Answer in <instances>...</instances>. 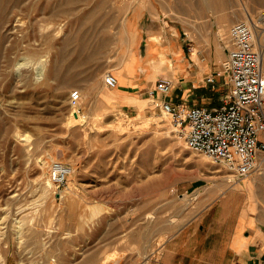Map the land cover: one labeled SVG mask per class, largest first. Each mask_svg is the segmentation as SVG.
Returning <instances> with one entry per match:
<instances>
[{"label": "rangeland", "instance_id": "374dc122", "mask_svg": "<svg viewBox=\"0 0 264 264\" xmlns=\"http://www.w3.org/2000/svg\"><path fill=\"white\" fill-rule=\"evenodd\" d=\"M206 1L0 3V264H159L163 240L204 206V191L237 181L189 148L169 114L158 122L161 99L149 93L161 75L176 81L170 62L147 59L153 19L163 26L154 31L155 57L161 48L172 56L174 46L191 59L196 49L216 61L213 69L226 56L231 25L264 11V0ZM170 28L178 30L176 42ZM122 68L148 86L127 102L118 93L109 102L103 91L117 85L106 73ZM200 83L185 99L222 102L225 85L203 90ZM75 88L78 102L70 97ZM57 161L73 168L63 197L47 184Z\"/></svg>", "mask_w": 264, "mask_h": 264}, {"label": "built area", "instance_id": "2783aa9c", "mask_svg": "<svg viewBox=\"0 0 264 264\" xmlns=\"http://www.w3.org/2000/svg\"><path fill=\"white\" fill-rule=\"evenodd\" d=\"M263 30L264 11L231 25L226 56L215 70L225 79L221 103L189 104L167 98L174 87L169 75L159 76L149 89L152 96L160 97V106L187 146L222 165L235 179L258 171L259 160L264 159V58L258 39ZM105 77L112 85L118 82L112 72ZM207 79L214 80L211 75ZM70 97L78 100L81 90H71ZM72 169L68 163L52 164L56 190L67 186Z\"/></svg>", "mask_w": 264, "mask_h": 264}, {"label": "crops", "instance_id": "0c3cea01", "mask_svg": "<svg viewBox=\"0 0 264 264\" xmlns=\"http://www.w3.org/2000/svg\"><path fill=\"white\" fill-rule=\"evenodd\" d=\"M214 61H206V57L199 61L182 57L181 74L174 82L177 89L173 87L167 98L195 104L184 97L189 89L195 91L202 81L206 85L201 87L203 90L214 89L217 84L223 85L224 77L215 74L217 68H211L216 63ZM193 64L196 70H191ZM129 75L126 71L122 72L125 80L122 85L128 87L137 82L139 87L135 90L121 88L118 95L124 98V102L128 99L127 94L139 95L149 83L139 74ZM210 75L213 81H208ZM118 82L120 84V79ZM256 172L237 179L231 187L222 191L213 187L205 190L201 197L206 203L185 217L163 240L157 263L264 264V190L257 188ZM233 180L236 179L229 178V181Z\"/></svg>", "mask_w": 264, "mask_h": 264}, {"label": "bare ground", "instance_id": "6f19581e", "mask_svg": "<svg viewBox=\"0 0 264 264\" xmlns=\"http://www.w3.org/2000/svg\"><path fill=\"white\" fill-rule=\"evenodd\" d=\"M4 1L5 0H0V3H4ZM201 1V0H200ZM206 1V0H205ZM212 1H214V0H208V1H206L207 2V5H210L211 3H212ZM220 1V0H219ZM184 2V1H183ZM198 2V1H197ZM226 2V1H225ZM202 3V2H201ZM193 4H195V3H193ZM199 5V4H198ZM247 12L248 11V9H245L244 10V12ZM236 14V13H235ZM236 16H237V14H236ZM249 17V16H248ZM160 19H162V18H160ZM160 19L157 17V18H155V19H153L152 20V22L150 23V25H149V37H148V51L151 53L150 55H149V57L147 58L148 59V61L150 60L151 61V63H154V64H157V62L159 63V64H166L167 62H170V74H172V76L174 77V79L176 80V81H178V78H179V72H180V67H179V65H180V61H181V59H182V57L183 56H180V53H179V51H177L176 50V48L173 46L172 47V52H173V54H172V56H175V58L174 57H172V56H169V54H167L166 53V51H164V49H160L159 51H160V53H159V56L158 57H155V56H157L156 54H155V51L158 49V42L160 41V37L154 32V31H156V30H159L160 28H162L163 26H162V23L160 22ZM164 21V20H163ZM141 27V26H140ZM145 28V27H144ZM171 30H172V35H171V37L169 38V40L171 41V40H174L175 42H176V39L177 38H179L178 36H179V33H178V30L176 29V28H170ZM170 35V34H169ZM188 38L191 40L192 39V36L190 35V34H188ZM258 39H259V41H260V46H264V30L262 31V32H259L258 33ZM262 46V48H263V58H264V47ZM216 50H217V53H218V55L220 56L221 55V53H220V49H219V47L218 46H216ZM169 53V52H168ZM190 56H191V58H193V59H196V60H200V57H199V55H198V52H197V50L196 49H194V50H191V52H190ZM216 57V56H215ZM175 59H178V61H179V64L175 61ZM142 59H139V57H137V58H135L134 59V61L136 62V61H138V62H142L143 63V60L141 61ZM145 62V61H144ZM215 62V61H214ZM196 63H198V62H196ZM264 63V62H263ZM199 65V64H198ZM143 68L145 67V65H143L142 66ZM197 67V66H196ZM201 67V66H200ZM142 68V69H143ZM204 69V68H203ZM41 71H43V70H41ZM123 71H126L127 72V74H130V71L127 69V68H122V69H120L118 72H116V74H115V76L118 78V80L120 79V84H119V82L118 83H116L115 85H117V87H116V89H114V90H109V91H103V93H104V95H105V97L107 98V101H109V102H113V100H111L113 97H114V95L115 94H117V93H119V90L121 89V88H127V89H133V87L131 86V85H129L128 87H125V86H123L122 85V82L123 81H125V80H123V77H122V72ZM143 71V70H142ZM107 74V73H106ZM146 74H147V72H146ZM153 75H154V73H153V71H151L149 74H148V76L151 78V77H153ZM130 76V75H129ZM144 76H145V74H144ZM127 84H128V82H126ZM134 90V89H133ZM133 94V93H132ZM131 97H133L132 95H130ZM81 98V97H80ZM79 98V99H80ZM79 99L78 100H72V101H74V102H78L79 101ZM110 99V100H109ZM161 103V102H160ZM159 103V104H160ZM75 105L76 104H74L73 105V109H72V113H73V115L74 116H78V110H77V107H75ZM107 107V106H106ZM152 108V107H151ZM164 112H163V114L162 115H160V116H158V118H156L157 119V121L158 122H161V123H165V122H167V120L169 119L167 116V112L165 111V110H163ZM158 115V114H157ZM170 117V116H169ZM170 121V120H169ZM264 166V159H260L259 160V166H260V168H259V170L261 169V166ZM51 173V172H50ZM262 177H263V179H264V169H263V171H262V175L257 179V182L256 183H258V180L261 178L262 179ZM260 182V181H259ZM262 182H264V181H262ZM47 184L48 185H55L54 184V182H53V180H52V177H51V174H50V176H48V178H47ZM260 185H262V183L260 182L259 183ZM264 184V183H263ZM55 192H56V194L57 193H60V196H64V192L62 191L61 192V190H55Z\"/></svg>", "mask_w": 264, "mask_h": 264}]
</instances>
